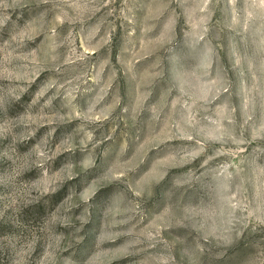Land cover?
I'll return each instance as SVG.
<instances>
[{"label": "rangeland", "instance_id": "374dc122", "mask_svg": "<svg viewBox=\"0 0 264 264\" xmlns=\"http://www.w3.org/2000/svg\"><path fill=\"white\" fill-rule=\"evenodd\" d=\"M0 264H264V0H0Z\"/></svg>", "mask_w": 264, "mask_h": 264}]
</instances>
